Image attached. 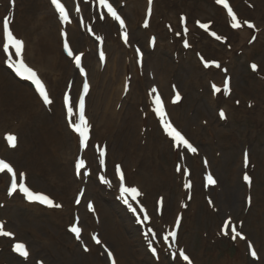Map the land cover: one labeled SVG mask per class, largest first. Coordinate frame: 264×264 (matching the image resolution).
<instances>
[{"label": "rangeland", "instance_id": "rangeland-1", "mask_svg": "<svg viewBox=\"0 0 264 264\" xmlns=\"http://www.w3.org/2000/svg\"><path fill=\"white\" fill-rule=\"evenodd\" d=\"M5 1L6 0H2V2H4L2 4L3 9H5ZM16 1L17 6L14 16V29L18 36H22L27 41L29 55L33 57L32 61L39 65V69L41 68L45 71V76L51 73L50 76L47 77L49 78L48 83L50 81L49 84L52 85L50 86V89L55 100V104L51 111L42 109L41 106L37 107V113L29 116V119L22 123L23 113L18 112V107L14 108L13 106H9V101L12 102L9 98L11 94L15 95L11 96L14 98L18 97L19 94V96L29 94V91L26 89V85H23L22 83H15L14 81L16 80L13 81V79H10L8 71L2 67V56L0 54V129L3 128L4 131L7 130L15 132L19 136V147L17 149L14 151L6 150L3 142L1 141L0 152L3 157L11 160L18 169L27 171L29 182L34 189L39 188V190L50 192L52 195L61 197L62 199L68 197V199L72 202L76 187L74 188L73 184L71 154L75 152L77 155L78 147H75V145L78 140L75 141L70 136L72 145L70 147L69 154L68 150H65L68 141L61 131V127L64 131V125L58 115V109L60 93L64 86L66 76V72L65 75L62 72L63 70H66L67 64L69 72V75L67 76L70 77L73 72H70V62L66 63L64 60L61 62L62 58H60L56 53H54L53 56L54 58H57V61H59L58 63L63 66V70H61L55 77L54 81H52L53 72L49 71L46 67L45 59L49 45L48 43H40L38 45V43L40 42L41 34L45 31L50 30V32H55L57 38V22L55 17H52L51 13L48 12V8L44 0ZM65 1L67 4L70 2V0ZM124 1L126 3L124 11H126V16L128 17L130 25L132 24V31L135 34L134 40L141 43V45L145 47L146 33L138 27V21L142 17L144 2L142 0ZM172 1L174 2L169 3ZM232 1L243 18L257 20L262 26H264V0ZM244 1L251 3L254 8L250 9ZM155 11L156 16L162 17V19L157 18L155 20V26L157 27V31L160 35V45L155 51L150 52L149 54L146 52L148 61H145L146 66L144 69V79H146V83L154 81L156 84H160L161 87H164V90L168 93L170 81L176 82L182 90H185V100L179 107H175V111H177L180 116L181 122L184 125H182L184 131L191 138L193 137L191 133H194L196 136V139L194 138V140L200 145L203 154L209 157V159H212L213 164L210 161V166L212 165L211 170L214 171L220 183V190L215 189L214 191L207 192V194L212 198L216 208V211H214L208 207L204 199V196L207 194L202 191L201 173L203 168L200 163V157H197V159L188 158V162L191 165L194 174V176H192V180L195 184V198H193L195 207L193 211H190L189 206L187 210L190 212L184 214V223L180 232V242L185 246L186 250L192 254L197 262L199 261L198 264H264V86H262V84H264V28L258 31L257 39L253 44L249 45L250 47H248V49L242 47V45H239L236 49H234L233 45H238V38L240 35H238L237 38V34L228 28L226 19L219 13V10L214 4V0H160V2L156 5ZM134 12H136L137 15L135 14L132 16V13ZM178 12L186 13L190 20L195 18L202 20L214 18V15H217V23L214 24V27L217 28L221 34L227 37L226 44L208 42L207 39L203 37L200 40V44H198L196 48L184 54L180 59L172 57V53H174L178 47L169 42V38L166 37L165 31L162 29V24L165 20L176 21ZM47 25L50 29L47 28ZM102 25L110 33L111 42L115 43L116 39L111 26L108 24ZM71 29L73 30V26H71ZM75 29L77 33L75 34L74 31L72 34H75L74 36H71L70 34V39L75 49L78 50L82 49L84 45L86 46V40L84 34L80 32L76 26ZM159 31L162 32L160 33ZM237 31L240 33V30ZM55 43H57V40L53 38V41L50 43V46L52 45L51 48L57 47V51L60 52ZM112 43L109 44V49L117 55L118 50H116V48L120 42H118L117 45ZM59 47H61L60 39ZM118 47L123 48L124 46L118 45ZM55 48H53V50ZM196 49H198L197 51H202L208 57L220 59L221 62L229 68V70L231 69L230 74H232V86L234 92L227 99H225V102H227L229 106L228 109L224 106L229 116L228 121L225 123H217L216 121V109L220 107V105H212V102L210 101L208 73L202 72L199 76H196V74H194L195 72H193L190 84L192 72L190 68L194 67V71L200 70L198 62L195 59L194 51ZM49 50L52 51L51 49ZM123 51L126 52L123 53L121 55L122 58L119 59L120 68L124 57L128 56L129 59L131 58L129 53H127L128 51L126 48ZM48 54L50 53L48 52ZM51 56L52 55L50 54V57ZM26 57H28V54ZM63 58L65 57L63 56ZM85 58L87 66L91 68L90 63L93 64L95 61L92 49L85 56ZM249 61H256L259 63L261 68L258 73H250L248 69ZM110 62L112 70L114 66L112 56ZM210 71L219 73L214 70ZM99 74L102 75V78L109 76L106 69L99 71ZM132 75L131 83L133 87H131L132 89L130 94H132L133 88L137 86L136 82L138 81L137 75ZM98 76V72L96 71L93 76V80L98 78ZM110 78H112V76ZM195 78L199 79V84H201L196 88L192 85ZM210 78L217 79L218 76L216 73H210L209 79ZM118 81L119 80H117L116 84H118ZM141 81L143 82V79ZM97 82L99 83L100 81ZM107 82L106 87L108 88V86H110V79H108ZM146 83H144L145 88L148 87ZM26 91L28 93H26ZM138 93L134 92L130 95V97L136 99L138 98ZM101 94L102 87L97 86L88 97V110L90 116L94 122L95 128L98 127V129H100L99 133L96 132L95 139H105L111 147V150L115 151L124 148L123 142L124 140H128V138H125L128 134V136H131V141L133 142L131 143L129 141L128 144L130 146H134V141L138 147L142 146L139 138L141 135L137 122L139 118L138 115L130 120L128 119L129 125L126 129V126L122 121L124 118L122 114V117L119 118L121 119L119 121L121 126L118 127L116 132L117 134L107 136V138L101 137L102 107L100 104L98 105V103H100ZM104 97L102 96V101L104 99V101H106V97ZM141 98L144 100V91L141 94ZM218 98L221 99L220 97ZM129 100L130 98H128L125 103H129ZM212 100L216 101L217 98L215 100L212 98ZM114 101H111L109 104L112 105L107 111H105L106 114L110 113L112 109H114ZM219 103L222 104L224 101H222V103L218 101L216 104ZM139 104L140 102L135 104L134 110H136V105ZM169 108L170 115L176 117V113L172 110L171 106ZM138 113L139 112L137 111V114ZM13 114H15V116ZM202 119L208 120V125L202 124ZM14 126L16 129L13 128ZM200 126L201 128L199 129ZM114 127L115 125L110 128V132L108 133H111ZM105 134L107 133L105 132ZM157 134V131L155 132L154 130V139H157L159 135ZM151 136L152 135L149 134V137ZM55 144L57 146L55 155L59 158L57 160L52 155V150L50 149V147ZM24 146L32 147L36 154L31 151H29V155L24 154L21 151V147ZM149 147L150 146L147 148ZM151 147L149 149L146 148L144 152L139 153L137 162L142 160L140 167L148 173V177L149 174L152 175V181L155 179V181H153L154 185L151 186V184H149L148 186L150 191L146 190V203L151 204V207H153L154 200L157 195L161 194L166 198L165 215L162 221L158 220V224L161 225L163 224L161 222H171L177 211V195L174 194V189H168V186L171 188L174 180L172 175L174 160L170 149H168L165 153L162 151L160 154L155 153ZM126 148H129V146L127 145ZM243 148H248L253 156L252 161L254 166L249 170V172L253 176L254 184L252 183L253 188L249 190L242 184L240 173H237L236 177L233 176L232 168L237 162V158L240 157V152ZM89 154L91 155L92 160V154ZM128 159L131 160L132 158ZM114 160L115 158L113 159L110 156V164H112ZM240 160L242 161V155ZM125 162L128 167L133 166L132 164H136L127 160H125ZM240 170H242V165L239 171ZM41 172L44 174H41ZM156 172L159 173V176L153 178V173L156 175ZM195 173L199 174V180L195 178ZM167 177L171 179L169 180L168 178L167 181ZM144 178H146V176L140 175L139 172V181H141V179L146 181L147 179ZM2 180L3 183L0 181V218H3L6 221V228L14 233V239H20L27 243L33 256H29L32 258L27 259L26 261H22L13 256L9 247L12 239L10 240V238L2 237L0 238V248L2 249L0 251V264H35L34 260L37 258L46 261L48 264L89 263L88 259L90 255L83 253L80 247L73 242L72 238L65 230L66 224L70 223L72 220V214L70 213L72 211L70 201L69 204H65L68 208L66 219L69 220L58 221L55 217L53 218L55 214L47 213L43 210H39V213H37L35 209L38 207L36 206L30 207V205L25 204L28 208L24 207L18 196L7 198L6 186L8 181L7 179ZM90 181V183H92L91 186L97 192V196L94 195V200L96 201L97 206H102L105 208V211H108L109 213L105 215V218H101L100 228H103V226L105 227V225L106 227H111V213H113V216L119 224L118 232L120 233V238L129 241L134 251L136 250L141 252L139 255H137L136 252L132 254V248L129 246L128 254L121 258L125 260V264H180L178 260L170 262L164 255H162L160 262L153 263L152 259L148 256L145 250L138 231L135 227L133 228L130 225L131 222L126 218L127 215L124 214L120 207L115 203L111 194L105 192L103 188L97 187L93 178H91ZM63 185L67 186L68 189L62 187ZM146 189L148 188L146 187ZM246 194H250L252 196L253 205L250 208H245L244 196ZM222 204L225 209L222 208ZM100 206L99 208L101 210L102 207ZM234 208L235 210L233 211L232 218L235 221L244 222L245 231L247 230L249 236L256 240V243L259 245V252L261 255H259L258 259L259 263H254L250 258H248L247 253L246 256L242 258L245 254V250L244 254L239 257L238 247L236 248V246L228 239H220L216 235L222 219L227 216L226 213L231 212ZM88 220L90 222L92 221L90 217H88ZM258 225L261 226L260 230ZM196 232H199L201 235L198 236ZM129 242L127 243L129 244ZM91 261L101 264L99 259L96 257L92 258Z\"/></svg>", "mask_w": 264, "mask_h": 264}, {"label": "snow or ice", "instance_id": "snow-or-ice-1", "mask_svg": "<svg viewBox=\"0 0 264 264\" xmlns=\"http://www.w3.org/2000/svg\"><path fill=\"white\" fill-rule=\"evenodd\" d=\"M151 2L152 0H149V4H151ZM216 3L223 5V8L227 10V15L231 19V27L233 29L240 28L241 22L238 20L236 13L229 6V3L227 2V0H216ZM51 4L54 6L56 13H58V16L61 22H67L68 12L66 11L64 5L60 2V0H51ZM99 5L107 9V16H110L113 20L118 21L120 28L123 30L125 27L124 20L121 19V17L117 14V12L114 10L113 6L108 2V0H99ZM77 11H79V9H77ZM101 18L103 19L104 17H101ZM183 20L184 18L181 17L182 22ZM197 24L201 28L208 29L207 24H202L199 21H197ZM243 24L247 25L249 29H252L255 27L253 23L247 20L243 21ZM185 31H187V29H185ZM121 35L123 39L125 40V42L127 43V40H128L127 33L122 31ZM211 35H213L217 40L222 39L220 36L216 35V33L214 32L211 33ZM97 39L99 40L101 38L97 37ZM0 44H2L3 51L5 53H7L10 48L14 49V56L16 57V59L12 63H9L8 67L11 68L18 77L31 82V84L35 88L36 93L39 95L44 105L52 104L53 101L50 99V96L46 90L44 83L38 77L37 73L24 62V59L22 58V53L25 47L24 42L21 39L16 38L14 36L13 32L10 30L7 17L3 18L2 38H0ZM185 46L187 47V43L185 44ZM64 50L67 52L68 56L72 57L73 61L75 62V66L80 70L81 75H84V69L81 67V64H80L81 56L73 55V52L69 49V45L67 42L64 43ZM136 52H137V55H140L139 49H137ZM100 58L101 60L104 59L103 53H101ZM204 66L209 67V63L205 62ZM216 67H219V65L217 64ZM251 67L253 70H255L257 66L255 64H252ZM224 87H225V90H227L228 88L227 80L224 81ZM88 88H89V85L87 81H85L83 84V90L85 93H87ZM212 88L214 92L220 91V89L217 88L215 85H213ZM156 92H157V89L153 87L149 95H152ZM179 99H180V94L177 92L172 102L175 103ZM63 103L70 117L73 115V107H76L78 110V119L73 120L71 122V128L76 134H78L79 144L81 147H83L86 145L89 139V124L84 114V98L83 96H81L78 104L71 105L69 95L65 93L63 97ZM153 104L155 105V107H153L152 111L156 114L157 117H159V122H160V125L162 126L163 132L167 137L170 138L172 146L176 148L182 147L186 149L188 152L196 153L197 149L189 142L188 139L185 138V136L179 130H177L173 126V124L167 118L163 103L158 95L155 96V98L153 99ZM220 116L221 118L224 117L223 111L220 112ZM5 139L8 142L9 146L14 147L16 145L17 137L15 135L6 134ZM104 155L105 153L101 151L100 152V157H101L100 164L101 165L104 164V159H103ZM243 163H244V167L249 166V156L247 152L243 154ZM84 164H85L84 160L82 159L76 160L75 170H76L77 175L81 174V169L84 168ZM115 171H116V175L119 180L120 198L123 199V202L128 206L130 211H132L133 213H136L137 209L134 208L131 203H129L128 198L130 197L131 200L135 201L136 198L140 195V192L136 187L125 186V177L119 165L116 166ZM176 171L181 172L182 169L179 166H177ZM0 173L10 174L11 183H10V187L8 188L9 195H12L18 190L20 193L23 194V197L30 203L35 202L41 205H45L47 207H55V208L62 207V205L58 203H54V201L50 199L49 196L43 193H37V192L32 191L25 183L26 174L24 172H19L17 174V172L14 170V167L9 162H6L4 159H0ZM183 174L187 175L188 174L187 170H183ZM100 179L103 183L105 184L108 183V181L105 180L104 177H100ZM243 180L245 181V183L249 185L252 182L251 177L247 173L244 174ZM206 182L208 185H213L216 183V181L213 179L211 175L206 177ZM184 187L188 188L190 187V185L185 184ZM79 202L80 200L78 197L76 200V203H79ZM250 202H251V199L249 198V203ZM91 207L92 206L89 205L90 209ZM139 212L144 213L145 209L143 207H140ZM148 219H149L148 215L144 214L143 221H147ZM137 222L138 223L141 222L139 216L137 217ZM180 223H181V218L178 216L176 218L175 224L178 227ZM230 224H231L230 219L224 221V228L221 229L222 235L224 236L229 235V232L225 229H227ZM70 230L76 235L77 239H79L80 231H81L80 228L74 226ZM148 232H152V229L149 228ZM12 235L13 234L11 232L5 231L3 229V226L0 225V236L11 237ZM176 235H177L176 231H170L163 237V240L165 243H168L169 238L171 237L172 240L174 241L176 238ZM153 238H155V235H153ZM237 238H239L241 241H245L247 239L246 236H244L240 231L236 229V227L233 226L231 227V239L236 240ZM92 240L96 244H101V241L97 238L96 235L92 236ZM149 247L152 249L153 253L155 254L156 250L155 248H152L151 243H149ZM247 248H248L250 255L255 259L257 256V253L255 250H253L252 243L249 242L247 244ZM88 250L89 249L87 247L84 248V251H88ZM12 251L17 253L19 256L25 259L29 257V252L23 243H19V242L15 243L12 247ZM104 251L107 252L108 259L112 260V264H115V261L112 259L113 254L106 247ZM179 258L182 259L183 261H186L187 264H193L192 260L189 258L188 255L185 254L183 250L179 251Z\"/></svg>", "mask_w": 264, "mask_h": 264}, {"label": "bare ground", "instance_id": "bare-ground-1", "mask_svg": "<svg viewBox=\"0 0 264 264\" xmlns=\"http://www.w3.org/2000/svg\"><path fill=\"white\" fill-rule=\"evenodd\" d=\"M157 1V0H156ZM263 1V0H262ZM47 2V1H46ZM49 5V4H48ZM50 8V7H49ZM145 9V8H144ZM219 11H220V13H222V9H218ZM52 9L50 10V13H51V15H52ZM143 13H144V11H143ZM223 14V13H222ZM224 15V14H223ZM53 16V15H52ZM2 17V16H1ZM0 22H1V18H0ZM71 26H74V25H71ZM259 26H262L259 22H257V26H256V23H255V29H258L259 28ZM153 26L152 25H150V27H149V29H151ZM47 28H48V25H47ZM71 28V27H70ZM48 29H50V28H48ZM148 29V30H149ZM58 31H59V29H58ZM75 30L73 29H71V34H73V32H74ZM236 34H237V38H238V35H240V37L238 38V41H239V43H238V45L237 46H239V45H244L245 43H247V41L249 40V38L251 37V35L254 33V30H251V29H247V28H245V27H243L242 29H240V33L238 32V31H236L235 32ZM53 38L54 39H56V35H55V33L54 32H50V30L49 31H45V32H43L42 34H41V38H40V42L38 43V45L40 44V43H48V45H49V49H51L52 51H50L49 49L47 50L52 56L50 57V54H48V52H47V54H46V59H45V61H46V67L48 68V70L49 71H52L53 72V74H52V77H53V80L52 81H54V79H55V77L60 73V71L61 70H63V66L61 65V64H59L58 62L59 61H57V58H54V56H53V54L54 53H56L57 55H59V53L57 52V47L55 48V47H52L51 48V46H50V43L53 41ZM132 38V37H131ZM196 39H198L197 37H195ZM60 38L58 37V40H59ZM51 41V42H50ZM119 42V41H118ZM56 45H57V43H55ZM110 44V43H109ZM109 44H107V47H108V50L110 51V53H111V56H112V58H113V62H114V66H113V68H112V78H110V86H108V88L103 92V97L105 96L106 97V101H102V99L100 100V103H98V105L100 104V106L102 107V115H101V120H102V124H101V128L103 129V131L104 132H110L109 130H110V128L113 126V125H115L116 124V122H117V120H119V118L120 117H122V111H118V112H112L110 115H107L106 114V112H105V109H106V107H108L109 106V104L111 103V101H113V99H114V97L115 96H117L116 98H118V100H119V95L122 93V90H123V84H124V75H126L127 73H129V72H131L132 74H136L137 75V80H138V73H139V69L137 68V66H136V57H135V54H134V52L133 51H128L127 53H129V56L131 57L130 59H132V60H130L129 59V62H126L125 61V57L122 59V65H121V68L119 67V59L120 58H122L121 57V55L123 54V53H125L123 50L125 49V47H123V48H120V47H118V45H121V43H119L118 45L117 44H115V45H117V48H116V50H118V54L116 55L115 53H113V52H111L112 50H110L109 49ZM112 45V44H111ZM113 46V45H112ZM72 47V46H71ZM116 47V46H115ZM53 48H55L54 50H53ZM234 48H236V46H234ZM148 50V49H147ZM27 51H28V45H26V47H25V52H24V55L26 56L28 53H27ZM148 53V52H147ZM147 53H145V55H144V66H145V61H148V56H147ZM45 57V56H44ZM43 57V58H44ZM60 58L62 57V59H61V62H62V60H63V56H59ZM128 57V56H127ZM190 57V56H189ZM129 58V57H128ZM37 60V59H36ZM110 60H111V57H110V59L108 58V64L110 63ZM132 61V62H131ZM64 62H65V60H64ZM196 62V61H195ZM40 63V62H39ZM91 64V74H92V78H93V76H94V74H95V72H96V69H95V67H94V65L92 64V63H90ZM195 64V63H194ZM99 65V64H98ZM39 66V65H38ZM68 66V65H67ZM67 66H66V70H65V72H66V78H70V77H72V76H74V75H76L75 74V71H74V69H73V67L71 66V64H70V72H73L72 73V75L70 76V77H68L67 75H69V72H68V69H67ZM100 66V65H99ZM39 70V72L45 77V79H46V76L41 72V69H38ZM45 70V69H44ZM45 72V71H44ZM208 73L210 74V73H216L217 74V76H218V78H217V80H220L221 81V79H222V76H221V74L220 73H217V72H212V71H208ZM133 76V75H132ZM197 76V75H196ZM208 77H209V75H208ZM13 79V78H12ZM210 79H215V78H210ZM117 80H119L118 81V84H116V82H117ZM13 81H14V79H13ZM66 81V80H65ZM68 81V80H67ZM145 81V79L143 80V82ZM147 81H148V79H147ZM15 82V81H14ZM142 81H141V83H143ZM15 83H17V82H15ZM66 83V82H65ZM64 83V87H63V89H62V92H63V90H64V88H65V84ZM96 83V85L98 84V82H95ZM118 86V90H119V92L117 93V94H114V96L112 95L111 96V98L110 97H108V93L107 92H109V90L112 88V87H114V86ZM263 86V85H262ZM26 89H28V91H29V94H24V96H19L18 95V97H11V96H15V95H13V94H11V96H10V100H12V102L11 101H9L10 102V104L14 107V108H16V107H18V112H22L23 114H22V123L24 122V121H26V120H28L29 119V116H31V115H33V114H36L37 113V107H39L40 106V101L37 99V97L34 95V93L32 92V90L29 88V86H27V88ZM131 87H130V91H131ZM264 90V89H263ZM101 91V90H100ZM117 91V90H116ZM130 91H129V93H130ZM8 92V91H7ZM246 92V91H245ZM15 93V92H14ZM26 93H28L27 91H26ZM22 94V93H21ZM62 94V93H61ZM132 95V94H131ZM138 95H139V93H138ZM242 95V94H241ZM239 96V95H238ZM104 97V98H105ZM220 98H221V96H219ZM243 98V97H242ZM146 99H147V96H146ZM211 101H212V103L213 104H216L218 101L219 102H221L222 103V101H223V99L221 98V99H219V98H217V100L216 101H213L212 100V97H211ZM117 102H119V101H117ZM116 102V103H117ZM183 102V100L181 101V103ZM222 104H225V103H222ZM35 105H36V107H35ZM57 108V107H56ZM172 108V107H171ZM39 111V110H38ZM145 111H146V116H145V118H140L139 119V125H140V128L141 127H146V126H153V119H152V116H151V114L149 113V111H148V107L146 106V109H145ZM174 111V110H173ZM99 112V111H98ZM175 112V111H174ZM176 113V112H175ZM59 117L61 116V121L63 122V125H64V131H63V128L61 127V131H62V134H64V136L67 138V141H68V143H67V147H66V149L65 150H68V152H69V154H70V147H71V145H72V140H71V138H73L75 141H77L78 139H77V137H75L70 131H68L67 130V127H66V124H65V122H64V112H63V110H60L59 111ZM138 115V114H137ZM175 119L177 118V114H176V117H174ZM95 120V119H94ZM121 120V119H120ZM61 122V123H62ZM97 125H98V123H97ZM119 126H121L120 124H118ZM124 127V126H123ZM134 127V126H133ZM121 128V127H120ZM3 129V128H2ZM125 131V130H124ZM118 132H120V131H118ZM158 133V132H157ZM69 136V137H68ZM70 136H71V138H70ZM126 139L128 138V141H130L131 143H133L132 141H131V136H128V134L126 135V137H125ZM146 138V137H145ZM148 138V137H147ZM151 138V137H150ZM26 141V140H25ZM169 143V144H168ZM24 144H25V142H24ZM129 146V148H126V146ZM134 145L136 146V143L134 142ZM166 145H170V150H171V152H172V156H173V158H174V165H175V163H176V158H178L177 156H178V152L177 151H174V150H172V148H171V144H170V142L169 141H167L165 138H163V142H161V141H159V140H155V141H152V140H150V143H149V146L151 147L152 146V148H154V150H155V152L156 153H160V152H162V151H164V153L166 152V151H168V149L169 148H167V146ZM123 146H124V148H123V150H121V152H118V156L120 157V158H124V153H125V150L126 151H130V149H131V146L129 145V144H127V140H124V142H123ZM19 147V142H17V146H16V149ZM57 146H56V144L54 145V146H52V147H50V149L52 150V155L54 156V158L57 160V159H59L56 155H55V151L57 150V148H56ZM75 147H78V141L76 142V145H75ZM148 149V148H147ZM33 150V151H32ZM136 150L139 152V151H144L145 150V148L144 149H137L136 148ZM21 151L24 153V154H27V155H29V151H31V152H34L35 154H36V152L34 151V149L32 148V147H30V146H24V147H21ZM148 152V151H147ZM33 155V154H32ZM72 155V158H73V160L75 159V157H76V153L75 152H73V154H71ZM241 155H242V152H241ZM150 156V155H149ZM154 158V157H153ZM240 158H241V156H240ZM240 158H239V160L237 161V163L234 165V167H233V176L234 177H236V175H237V173L238 172H240L239 171V169H240V167H241V165H242V161L240 160ZM39 160V159H38ZM67 160V159H66ZM157 160V159H156ZM145 164V163H144ZM42 165V164H41ZM45 166V165H44ZM165 166V165H164ZM173 169H174V166H173ZM62 170V169H61ZM153 170V169H152ZM170 170V169H169ZM71 173V172H70ZM41 174H43V173H41ZM173 175L175 176V178L174 179H176V184H175V187H176V195H177V202H176V208H177V213L179 212V211H183V209H182V206H181V202H183L184 201V198H185V195H186V193H185V191L182 189V176L180 175H176L174 172H173ZM55 176V175H54ZM144 176H146V178L149 180V182H152L153 183V181H155V179L152 181V175L151 174H149V177L147 176V174H144ZM157 176H159V173L158 172H156V175L153 173V178H155V177H157ZM6 177H5V175H3V174H0V181L3 183V180L2 179H5ZM62 178V177H61ZM60 178V179H61ZM169 177H167L166 178V180L168 179ZM179 178H180V180H179ZM171 178H169V180H170ZM168 181V180H167ZM170 182V181H169ZM88 183H89V185L91 186V183L88 181L86 184L84 183V182H82V181H79V180H77L75 177H74V182H73V184H74V188L75 187H80V186H82V185H85V191H86V193H85V200H87V199H93V198H95L94 197V195L96 196L97 195V193H96V191H95V189H93V187L91 186H89L88 185ZM167 184V183H166ZM154 185V184H153ZM195 185V184H194ZM219 185V184H218ZM50 187V186H49ZM62 187H64V188H67L68 189V187L67 186H65V185H63ZM70 188V187H69ZM170 188V187H169ZM39 189V188H38ZM73 189V188H72ZM211 190V189H210ZM175 194V193H174ZM75 196H76V194H75ZM65 200V204H69V201H68V197L67 198H65L64 199ZM24 204V203H23ZM151 205V204H150ZM24 206H26L25 204H24ZM31 206H35V205H30V207ZM73 206V205H72ZM100 206V205H99ZM99 206H97V208H96V212H97V214H98V216L100 217V222H99V229L101 230L100 231V233H101V236H102V239H103V241L105 242V243H107V244H109L110 246H111V248L113 249V251H114V254H115V258H116V262H117V264H125V260L124 259H121L122 257H125L127 254H128V251H129V246H131V244H130V242L129 241H126V240H124L123 238H120L121 236H119L120 235V233L118 232V229H119V224H118V221L116 220V218L113 216V213H111V216H112V220H111V222H112V225H111V227H106V225H105V227L103 226V228H100V225H101V218H105V215L106 214H109L108 213V211H105V208H103L102 206H100V207H102V209L100 210V208H99ZM238 206V205H237ZM26 207H28V206H26ZM29 207V208H30ZM36 207H38V206H36ZM194 207H195V205H194V202L193 201H191L190 202V211H191V209H194ZM38 208H40V207H38ZM222 208L223 209H225L224 207H223V204H222ZM237 208V207H236ZM74 210H79L80 211V214H81V219H82V222H83V224L84 225H86V226H89V224H88V222H87V220H86V215H85V213H83V208H82V206L80 207V208H78V209H76L75 207H73V211ZM235 210V208L233 209V210H231V212H228L227 214V216H232L233 215V211ZM99 211H100V213H99ZM226 212V211H225ZM67 213H68V208H67V206L66 205H64V207L62 208V210L61 211H57V212H54V216H53V218L55 217V219H57L58 221H63V220H68V219H66L67 218ZM126 218H127V220L128 221H130V219L126 216ZM131 224V223H130ZM117 226H118V228H117ZM91 228V227H90ZM127 242H129V244L127 243ZM237 245H238V250H239V257L240 256H242L243 254H244V250H245V247H246V244H245V242H242V241H240V242H238L237 243ZM28 248V250H29V256H33V254H32V251L30 250V248L29 247H27ZM131 248H132V246H131ZM94 250H95V247L93 248V252H94ZM136 252V254L137 255H139V254H141V252H138V251H134V249L132 248L131 249V253L133 254V253H135ZM100 253H101V250L99 249L98 251H97V254H96V256H95V254L94 253H92V255H91V257H90V264H99V263H97V262H95V261H91L92 260V258H94V256L96 257V258H98L99 259V262L101 263V264H108V262H107V259H106V256L105 255H103V256H101L100 255ZM193 253V252H192ZM91 254V253H90ZM194 254V253H193ZM199 256V255H198ZM100 257V258H99ZM136 257V256H135ZM201 257V256H200ZM239 257H238V259H239ZM29 258H32V257H29ZM100 259H102V260H100ZM197 259H199V258H197ZM202 259V258H201ZM122 260H123V262H122ZM197 261V260H196ZM195 261V262H196ZM199 262V261H198Z\"/></svg>", "mask_w": 264, "mask_h": 264}]
</instances>
